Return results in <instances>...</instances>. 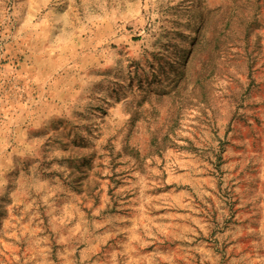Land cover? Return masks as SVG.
I'll return each mask as SVG.
<instances>
[{
    "label": "rangeland",
    "instance_id": "rangeland-1",
    "mask_svg": "<svg viewBox=\"0 0 264 264\" xmlns=\"http://www.w3.org/2000/svg\"><path fill=\"white\" fill-rule=\"evenodd\" d=\"M0 264H264V0H0Z\"/></svg>",
    "mask_w": 264,
    "mask_h": 264
}]
</instances>
